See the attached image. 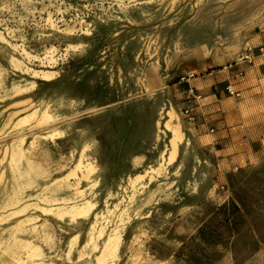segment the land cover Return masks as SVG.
Here are the masks:
<instances>
[{
	"label": "rangeland",
	"instance_id": "1",
	"mask_svg": "<svg viewBox=\"0 0 264 264\" xmlns=\"http://www.w3.org/2000/svg\"><path fill=\"white\" fill-rule=\"evenodd\" d=\"M263 36L264 0H0V264L26 257L16 237L37 262L264 264V67L249 62ZM164 108L184 133L176 158L133 185L170 145ZM80 158L96 170L77 196L62 178ZM46 196L96 206L71 221ZM96 214L103 236L81 254Z\"/></svg>",
	"mask_w": 264,
	"mask_h": 264
},
{
	"label": "bare ground",
	"instance_id": "2",
	"mask_svg": "<svg viewBox=\"0 0 264 264\" xmlns=\"http://www.w3.org/2000/svg\"><path fill=\"white\" fill-rule=\"evenodd\" d=\"M23 54H25V56L26 55L29 56V53L26 50H23ZM233 55H234V53H233ZM35 74L37 75V74H39V72H35ZM44 76L48 77V74L44 73ZM32 109H33V112H31V114L29 116L36 115L38 112V109H35V107H33ZM165 112H166V110L164 108L163 112H162V116H163V114H165ZM166 116H169L171 119L167 120L164 123V122H162V120L164 119L162 117L158 120L157 125H158V129L161 133L163 132L162 127L167 128V130H169L172 133V138L169 141L170 145H168L167 149L161 151V153H160L161 160L157 166L149 165L147 167V169L145 170V172L135 174L132 176L130 175L128 178L129 183H131L133 185L137 184L138 182H140L141 180H143L146 177V173H149L151 178H153L154 176L152 174L160 173L161 170L164 169V167L167 164H169L170 162H172L176 158V155L178 152V147H179L181 141L183 140L184 133L182 131L181 121L179 120V116L175 113V111L173 109L168 110L166 112ZM51 117H52V115L50 114V111L48 109H46L41 114L40 120L41 119H43V120L49 119ZM175 119L178 120L176 123L173 122ZM163 124H164V126H163ZM159 137H160V135H159ZM12 154L13 155L11 158H12V161L15 162V166L18 165L17 162H19L22 158L26 157V159H27V156L25 155V151L21 147L20 148L16 147L15 149H13ZM26 162H27L26 177L32 176L33 173L36 174L35 173L36 170H34L35 165H33L34 163L31 162V159H27ZM19 164L21 165V163H19ZM95 170H96V167L94 166V164L92 162L84 161L82 158H80L78 160V162L75 164V166L62 179L69 178L70 176H78V180L75 182V195H77V196L81 195L82 196L84 194L83 193L84 189L79 187V185L81 184V180H82V178L90 177L91 174H93L95 172ZM38 174H39V172H38ZM62 179H59V180H62ZM43 200L46 202H54L52 204V206L53 205L57 206L55 208L57 214H59L61 216L68 215L71 218V221H78L80 219H85V220L88 219L90 212L93 211L95 206H96V204L93 201L86 199V198H83L82 202H76V201L74 202L71 200V198H68L65 196L55 197L54 199H51L50 197L46 196L43 198ZM118 206H119V204L115 205V210L118 208ZM115 210L108 209V212H109V214L110 213L112 214V213H114ZM125 212H126V210L121 212V214L119 215L120 224H117L116 226H114L111 229L108 236L104 239L100 257L106 256L108 254L113 255L117 251V249L119 247L120 240L122 238L121 229L125 225V223H124L125 219L123 217V215L126 214ZM103 214L102 215H98V214L95 215V223H93L91 226V229L93 230V231H91V237L89 238L87 245H84V247L80 251L81 254H84L83 252L87 246H93V248H95V249L98 248L97 237L103 236L105 226L102 228H99V227L97 228L96 226L100 222V219L102 217L107 220V217H105L106 215H103ZM94 231H96V234H98V236H96V234H94ZM77 240H78L77 236H74L72 238V241L70 244V252L74 248V246L77 244ZM13 246L15 248L22 246V247H26V249H27L26 257H22V255L20 253H16V251H15L14 258L16 259V261L19 264H56L53 261H46L44 259H40L41 261L37 262V260H35L34 257L42 256V254L40 253L39 247L36 245H33L32 243H25L24 244L20 239H18L16 237V238H14V242L13 241L11 242V247H13ZM24 258H26V259H24Z\"/></svg>",
	"mask_w": 264,
	"mask_h": 264
},
{
	"label": "crops",
	"instance_id": "3",
	"mask_svg": "<svg viewBox=\"0 0 264 264\" xmlns=\"http://www.w3.org/2000/svg\"><path fill=\"white\" fill-rule=\"evenodd\" d=\"M262 43L264 44V36L262 38H260L259 40H257L254 43V47L251 49L252 51V58L254 59H250V64H252L250 67L252 68V70H256L258 68L256 67H264V53L261 54L259 52V48L262 47Z\"/></svg>",
	"mask_w": 264,
	"mask_h": 264
},
{
	"label": "built area",
	"instance_id": "4",
	"mask_svg": "<svg viewBox=\"0 0 264 264\" xmlns=\"http://www.w3.org/2000/svg\"><path fill=\"white\" fill-rule=\"evenodd\" d=\"M259 52L261 53V54H263L264 53V47H260L259 48ZM239 75L240 76H243V72H240L239 73ZM227 91H228V93L230 94V95H232V96H236V97H239L241 94H240V92L239 91H237V90H235L234 89V87H233V85H228L227 86ZM185 113L193 120L194 119V116L192 115V113H191V108H187L186 110H185ZM213 131V130H212Z\"/></svg>",
	"mask_w": 264,
	"mask_h": 264
}]
</instances>
